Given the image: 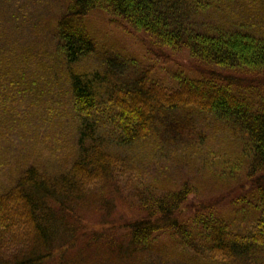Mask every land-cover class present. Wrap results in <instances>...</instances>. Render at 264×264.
I'll return each instance as SVG.
<instances>
[{
	"label": "trees",
	"instance_id": "1",
	"mask_svg": "<svg viewBox=\"0 0 264 264\" xmlns=\"http://www.w3.org/2000/svg\"><path fill=\"white\" fill-rule=\"evenodd\" d=\"M236 5L248 16L234 19ZM97 9L143 35L154 55L183 49L194 65L171 84L114 51L101 53L90 72L70 68L77 149L56 169L30 163L0 186V264H68L61 254L71 241L52 244L55 212L99 189H128L130 176L141 213L123 228L136 247L149 250L166 235L189 254L184 264H264V0H68L53 31L65 64L97 53L85 24ZM228 11L233 19L216 17ZM59 115L44 114V136L56 133ZM140 144L152 156L183 155L199 174L243 175L214 198L189 202L191 182L162 189L156 163L152 173L124 170L119 150Z\"/></svg>",
	"mask_w": 264,
	"mask_h": 264
},
{
	"label": "rangeland",
	"instance_id": "2",
	"mask_svg": "<svg viewBox=\"0 0 264 264\" xmlns=\"http://www.w3.org/2000/svg\"><path fill=\"white\" fill-rule=\"evenodd\" d=\"M67 1L0 0L2 187L9 186L19 170L27 164L35 163L45 170L56 169L69 162L77 149L75 122L68 110L70 68L75 72H90L100 67L101 53L114 51L133 58L164 83L171 84L176 72L182 69L191 72L189 66L194 65L193 59L183 49L177 52L168 50V56L154 55L151 43L143 35L125 30L99 9L85 18L97 53L71 66L65 64L60 59L61 53L57 51V39L53 31L55 19ZM232 12L234 19L245 18L249 14L248 9L239 5L233 7ZM229 14L228 11L226 15L216 17L221 20L233 19L228 17ZM46 112L60 114L53 120L56 133L48 137L44 136L41 123ZM216 130L211 125L207 127L211 136H215ZM211 140L212 145L220 146L218 139L216 141L213 137ZM221 145L222 150L225 144ZM150 148L140 144L119 150L125 161L124 170L139 173L142 169H148L152 173V164L156 163L158 169L153 175H158L162 189L176 188L186 180L191 182L196 193L190 194L189 202L214 198L243 175L239 171L232 175L231 172L215 174L208 171L199 174L183 155L171 151H165L168 154L163 155L159 151L152 156ZM130 177L125 184L129 186L128 189L125 187L121 191L104 192L99 189L88 193L82 201H68L65 212L56 209L52 217L55 221L52 244L55 246L71 241L61 254L68 264H184V259L189 257L187 251L176 246L175 241L166 235L159 238L149 250H141V247L132 244L123 222L131 215L141 213V208L133 193L135 177ZM229 201L225 199L223 204ZM225 207L218 205L216 208L225 215L230 211Z\"/></svg>",
	"mask_w": 264,
	"mask_h": 264
}]
</instances>
